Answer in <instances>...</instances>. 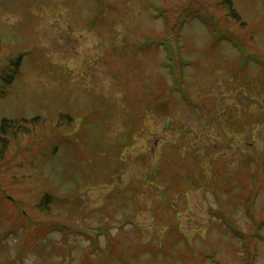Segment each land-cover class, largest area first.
Instances as JSON below:
<instances>
[{"label":"rangeland","instance_id":"obj_1","mask_svg":"<svg viewBox=\"0 0 264 264\" xmlns=\"http://www.w3.org/2000/svg\"><path fill=\"white\" fill-rule=\"evenodd\" d=\"M217 1L0 0V126L36 118L1 134L0 264H264V0Z\"/></svg>","mask_w":264,"mask_h":264},{"label":"trees","instance_id":"obj_2","mask_svg":"<svg viewBox=\"0 0 264 264\" xmlns=\"http://www.w3.org/2000/svg\"><path fill=\"white\" fill-rule=\"evenodd\" d=\"M217 4L220 7H223L225 9L227 17L233 19L235 22L239 23L242 27L243 26L245 27V23H241L240 17L238 15V13L235 11L234 5H233V3H232L231 0H218L217 1ZM188 13H190V12H186L185 13V16L188 15ZM184 20L185 19L178 20L174 24L175 26L173 25L172 30L174 31L176 29L177 32L180 31L181 28H182V25H183ZM200 20L202 21V23H204L205 25H207L208 28H210V31L212 33L211 35L214 38V40L219 41L218 38L220 39V41L221 40H228L234 46L239 47L240 51H243L244 42H243L242 39H240V38H234L235 37L234 35H231V36H234V37H230V36H227V35L223 34V32L220 30V28L216 27L215 24H212L210 22V18L209 17L201 16L200 17ZM177 36H178V33H177ZM156 43L159 44V45H162L164 47V50L167 53V56L170 57V47L169 46L168 47L166 46V44H167L166 38L160 39ZM16 59H19V58H16ZM17 64H18L17 61L15 62V60H12L11 66L9 65L8 68H7L8 72H6V73H4L2 75L3 81H4L5 85L2 88V91H1L2 93L0 92V98L2 96H4L5 90H6V86L9 85V83H10V81L12 79V76L16 72V67L15 66H17ZM180 64H184V62H181ZM172 69H173L172 70L173 73H175V69L174 68H172ZM179 81H181V77L179 78ZM178 85L180 86V82H179ZM59 118L61 120L65 121V122L67 120V123L71 121V119L66 114H60ZM28 122L30 124H34L36 122V118H32V119H30L28 121L25 120V119H23V118H21V119H7V118H4V119L1 120V126H0V141L3 140L2 141V144H1L2 146L0 147V156H1V158L3 157L4 152L6 151V148H5L6 147L5 146L6 145L5 144V141L6 140H4L5 138H2L3 136L1 134H4V135L6 134V136L8 134H11L12 136H15L19 132L28 131L27 128H26V123H28ZM53 199L54 198L52 197V195H50L49 193H45L43 195V197L40 199V202L38 203L37 208L41 212H47L48 209H49L47 204L48 203H51ZM258 226H259V224H258ZM238 234H240V233L238 232Z\"/></svg>","mask_w":264,"mask_h":264}]
</instances>
